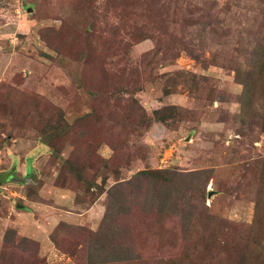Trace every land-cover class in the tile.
I'll return each mask as SVG.
<instances>
[{
	"label": "rangeland",
	"instance_id": "374dc122",
	"mask_svg": "<svg viewBox=\"0 0 264 264\" xmlns=\"http://www.w3.org/2000/svg\"><path fill=\"white\" fill-rule=\"evenodd\" d=\"M249 5L0 0V264H238L264 158L262 103L239 116Z\"/></svg>",
	"mask_w": 264,
	"mask_h": 264
},
{
	"label": "trees",
	"instance_id": "16d2710c",
	"mask_svg": "<svg viewBox=\"0 0 264 264\" xmlns=\"http://www.w3.org/2000/svg\"><path fill=\"white\" fill-rule=\"evenodd\" d=\"M247 1L252 3L248 6V13H250L248 17L251 18L237 31L239 32V42L234 49L235 54L239 57L235 61V73L237 79L245 85L244 93L240 99L243 106L239 115L241 122L244 123L247 122L250 114L253 113L252 116H255L257 113L256 104L262 103V112L264 113V0ZM195 57L200 60L199 55ZM255 163L256 168L261 171L259 173L261 188L256 198L254 220L248 226L249 231L245 228L247 243L242 250L238 264H264V158ZM146 174L155 178L168 179L159 170H148ZM207 218L210 223L216 225L223 221L219 217L209 214H207ZM217 243V236H215L213 245ZM1 263L6 264V259Z\"/></svg>",
	"mask_w": 264,
	"mask_h": 264
},
{
	"label": "crops",
	"instance_id": "0c3cea01",
	"mask_svg": "<svg viewBox=\"0 0 264 264\" xmlns=\"http://www.w3.org/2000/svg\"><path fill=\"white\" fill-rule=\"evenodd\" d=\"M61 201V200H60ZM70 203V199H68L66 202ZM99 212H100V208H99V204L96 203L92 206H90L88 209H78L76 208V210H73V211H63V212H60L59 215H53L52 216V221L55 220V224H54V227L55 226H58L59 223L61 221H65L67 223H70L72 225H85V226H93L92 224H95L97 223V220H96V217L98 215L99 217ZM38 228H35L33 229L34 232H37V234L39 233V236H40V233L43 235L42 231L43 230H46V229H43V226L42 225H39L38 223L36 224ZM42 230V231H40ZM39 243V241H38ZM40 249H41V252H44V249L47 250L49 252V250H51L52 248L50 247V244L48 243H40ZM54 246V245H52ZM52 251V250H51ZM54 254V253H53Z\"/></svg>",
	"mask_w": 264,
	"mask_h": 264
},
{
	"label": "water",
	"instance_id": "95a60500",
	"mask_svg": "<svg viewBox=\"0 0 264 264\" xmlns=\"http://www.w3.org/2000/svg\"><path fill=\"white\" fill-rule=\"evenodd\" d=\"M13 180H14L15 182H20V183H25V182L29 181L28 178H24V179L14 178Z\"/></svg>",
	"mask_w": 264,
	"mask_h": 264
}]
</instances>
